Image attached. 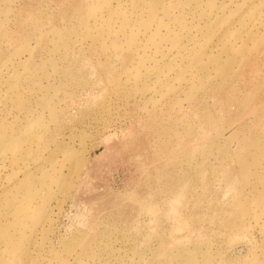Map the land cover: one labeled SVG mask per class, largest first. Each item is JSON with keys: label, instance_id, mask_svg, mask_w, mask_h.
<instances>
[{"label": "rangeland", "instance_id": "obj_1", "mask_svg": "<svg viewBox=\"0 0 264 264\" xmlns=\"http://www.w3.org/2000/svg\"><path fill=\"white\" fill-rule=\"evenodd\" d=\"M0 264H264V0H0Z\"/></svg>", "mask_w": 264, "mask_h": 264}]
</instances>
